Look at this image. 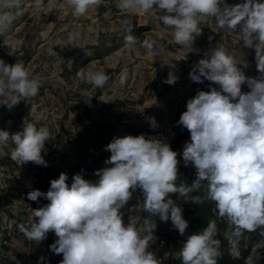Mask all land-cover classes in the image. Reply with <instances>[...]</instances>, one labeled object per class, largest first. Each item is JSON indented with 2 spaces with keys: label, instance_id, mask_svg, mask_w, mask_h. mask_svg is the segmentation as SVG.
Segmentation results:
<instances>
[{
  "label": "clouds",
  "instance_id": "9594fccd",
  "mask_svg": "<svg viewBox=\"0 0 264 264\" xmlns=\"http://www.w3.org/2000/svg\"><path fill=\"white\" fill-rule=\"evenodd\" d=\"M65 2L73 17L79 18L103 0ZM115 7L129 14L156 13L159 24L171 33L172 42L184 50L185 58L199 52L193 44L202 33L200 24L214 18L218 29L238 32L243 46L255 50L259 75L246 76L235 56L219 43L192 66V82L210 83L208 91L197 89L187 100L186 110L176 122L190 133L182 151L184 166L195 169L190 185L176 183L178 153L166 139L144 134L114 137L103 149L110 153L105 165L111 166L94 173L99 177L96 182L77 173L69 186L68 176L62 172L50 181L46 192L30 190L28 200L39 203L43 198L48 203L32 208L35 219L27 226L20 225V230L37 243L54 232L57 239L49 250L62 255L59 264H160L149 251L157 228L153 218L170 220L181 236L189 227L182 207L172 198L176 195L184 202H213L216 214L234 225L237 234L259 229L264 236V0H244L236 5L225 0H118ZM20 15L22 0H0V36ZM121 26L125 44H135L131 19H124ZM73 39L70 33L65 46ZM143 46L150 55H159L155 40L145 39ZM162 63L170 69L176 67L171 60L163 59ZM77 76L96 88H103L109 80L103 71L87 67ZM177 79L170 70L164 82L174 85ZM40 85V77L22 62L7 64L0 59V106L11 109L36 96ZM243 85L249 91L243 92ZM50 139L47 126L25 121L20 132L10 134L0 129V152L11 142L14 147L9 156L17 165L31 162L48 167L42 151ZM137 189L143 201L129 209L135 215L125 224L121 209ZM215 234V221H209L201 231L189 235L179 253L182 264H217L221 253Z\"/></svg>",
  "mask_w": 264,
  "mask_h": 264
},
{
  "label": "rangeland",
  "instance_id": "374dc122",
  "mask_svg": "<svg viewBox=\"0 0 264 264\" xmlns=\"http://www.w3.org/2000/svg\"><path fill=\"white\" fill-rule=\"evenodd\" d=\"M117 2L103 0L97 8H91L84 16L76 18L65 0H22V15L0 36V59L7 64L22 62L40 79L53 77L59 81L43 82L36 96L21 100L22 111L49 125L52 132L57 131L60 123L71 130L85 127L88 123L90 125V121L83 116V109L87 107L94 117L93 125L89 127L93 135H98L104 127L115 126L119 129L130 123L132 130H121L125 136H158L172 146L184 134L174 148L179 163H183V146L190 140V133L176 122L186 110L187 100L195 95L197 89L209 90V81L194 83L189 78V72L197 63L200 53H189L185 58L184 50L172 42L171 33L163 28L162 22L159 24L156 13H124L115 7ZM124 19H131L134 28L141 26L146 30L141 33L132 30L137 38L135 44H124L105 56L90 59L89 46L126 34L121 26ZM213 22L208 19L201 24ZM70 33L74 39L70 46H65ZM222 35L225 48L229 47L228 52L235 56L238 67L245 75L258 76L255 50L243 46L238 32L224 30ZM145 39L157 42L160 46L158 56L149 54L143 46ZM201 43L204 41L200 35L195 38L194 49ZM201 57L204 55L201 54ZM163 59L173 61L175 69L163 65ZM86 67L108 75L109 80L103 88L81 82L77 72ZM170 70L178 77L174 85L164 82ZM97 90L100 92L95 94ZM76 118L79 122L75 121ZM25 121L24 116L20 120L10 118L2 130L10 134L19 132ZM135 129L142 133H135ZM148 129L153 130L154 134L145 132ZM109 133L104 132L102 139H107ZM100 141L94 138L91 143L96 146ZM13 147L9 142L7 153L0 152V259L5 264H34L37 249L42 243L34 241L33 248L24 247L25 239L18 238L11 230L9 214L18 215L23 209V195L31 190L35 171L31 170L33 163L19 166L10 158ZM129 209L126 211L127 218L133 215ZM26 210L25 226L35 219L32 209ZM255 234L264 239L259 229L254 232L241 231L239 249L246 256L251 252ZM263 250L264 247L260 250V256Z\"/></svg>",
  "mask_w": 264,
  "mask_h": 264
},
{
  "label": "trees",
  "instance_id": "16d2710c",
  "mask_svg": "<svg viewBox=\"0 0 264 264\" xmlns=\"http://www.w3.org/2000/svg\"><path fill=\"white\" fill-rule=\"evenodd\" d=\"M227 4L231 5L230 0H227ZM133 30L137 33H141L145 31L146 28L137 26L135 28L133 27ZM204 31L209 33L208 29H202V32ZM124 35L100 42L96 46H89L90 59L105 56L124 45ZM75 64L76 63H74L73 66L76 69ZM46 84L48 85L49 83ZM41 87L42 86H40V88ZM243 90V92L249 91L246 89ZM98 92L100 91L97 90L95 94H98ZM21 107V101L18 105L12 107L13 109H8L7 106H0V129H3V125L8 119L14 117L19 118L20 120L22 116H24L26 122L35 123L37 127L42 125L47 126L52 134V139L46 142L45 148L42 151V156L47 161L49 166L43 167L35 164L32 165L31 170L35 171V181L32 184L31 190L39 189L46 192L50 187V181L52 179H57L62 172L67 174L68 180L66 183H68L69 186L72 183L73 175L77 173H80L86 180L96 182L99 177L94 173L104 167L111 166L105 165V160L110 156V153L104 151L103 147L110 143L114 137H124L125 135L121 132V130L126 131L133 129V125L129 123L119 129L115 126L104 127L99 131L98 135H93L89 132V127L93 125L92 123L94 121V117L90 115V111L87 107H85L83 109V116L86 120L90 121V125L88 123L85 127L71 130L70 128L65 127L63 123H60L57 131L52 132L49 125H46L43 121L36 120L34 117L29 116L25 111H22ZM16 111L17 115H15ZM75 121L79 122V119L76 118ZM23 126L20 127L21 129L19 132L22 131ZM107 131L110 132L108 138L102 139L103 133ZM145 132L154 134V131L150 129ZM135 133L142 132L135 129ZM183 136L184 134L179 136L172 144L171 148L173 150L177 142ZM94 138L101 140L96 146L91 143ZM98 145L101 146V149H97ZM7 150V147L4 148L3 153H7ZM193 180V177L185 169L178 166L177 184L183 182L190 185ZM23 197V201L25 202L23 209L19 211L20 213L18 215L14 216L13 214H9V220L12 224L11 230L13 229V231H15V236L27 239L24 233L20 230V225H26V209L41 207L47 204L48 201L43 198H40L39 203L30 201L27 199V192L23 195ZM172 198L175 199L176 203L182 207L183 217L189 221V227L184 236H181L178 231L173 228L170 220L168 222H162L159 220V217L153 218L157 224V228L154 231L149 251H152L156 255L160 264H182V258L179 256V253L187 237L201 231L207 226L209 221H215L216 224V234L214 238L219 241L218 247L221 253L218 257L217 264H246L245 259L247 256L244 251H239L238 257L231 253V245L225 237L226 229L229 228L231 224L228 223L226 218L219 217L216 214L213 202L206 200L201 204H196L193 202H184L182 199H178L176 195H173ZM138 201H143V194L139 189H137V191L133 194L132 199L126 206H133L137 204ZM121 211L123 212V209H121ZM139 214L140 213H137V215ZM133 215H135V213H133ZM143 215L147 216L148 214L143 213ZM56 239L57 237L55 236V233L50 231L47 234L46 239L41 241L42 244L39 248L40 254L37 257L35 264H38V262L39 264H59L61 255H55L49 250V245H51ZM41 257H44L43 261H41ZM258 264H264V250L261 253Z\"/></svg>",
  "mask_w": 264,
  "mask_h": 264
},
{
  "label": "crops",
  "instance_id": "0c3cea01",
  "mask_svg": "<svg viewBox=\"0 0 264 264\" xmlns=\"http://www.w3.org/2000/svg\"><path fill=\"white\" fill-rule=\"evenodd\" d=\"M241 2H242V0H241ZM230 3L232 4V5H236V4H238L239 3V1H236V0H230ZM200 27L202 28V29H208L209 30V33H206L205 31L204 32H202L201 33V36L203 37V41H204V43H201V45H199L198 47H197V49L199 50V53H200V55H199V58L197 59V60H199V59H201L202 57H201V54L202 55H205V53L210 49V48H212V47H214L217 43H219V44H221V45H223L224 47H225V42L224 41H222V36H224V35H222V32L224 31V30H222V29H218L217 27H216V22L214 21L213 23H207V24H200ZM199 37V36H198ZM235 38H238V36H236ZM238 40V39H237ZM232 48H234V46L232 47ZM226 50L228 51L229 50V47L228 46H226ZM198 62V61H197ZM219 87V86H218ZM217 87V88H218ZM243 89H246V90H249L248 89V87H247V85H243L242 86V91H244ZM132 206H125L124 208H123V213H124V216H123V219H124V222H125V224H127V213H126V211L129 209V208H131ZM133 214V213H132ZM126 215V216H125ZM25 241L26 242H24V243H26L25 244V246L24 247H26V248H28V249H31V247L33 248V246H34V241H30V240H28V239H25ZM150 244H151V242H150ZM39 248H40V245H39V247H38V254H37V256L35 255V252H34V255H35V260L37 259V257L39 256V254H40V251H39ZM48 255V254H47ZM62 260V255H61V257H60V261ZM1 263H5V261L3 260H1ZM34 264H35V262H34Z\"/></svg>",
  "mask_w": 264,
  "mask_h": 264
},
{
  "label": "water",
  "instance_id": "95a60500",
  "mask_svg": "<svg viewBox=\"0 0 264 264\" xmlns=\"http://www.w3.org/2000/svg\"><path fill=\"white\" fill-rule=\"evenodd\" d=\"M40 80H41V83H43V82H49V81H53V82L59 83V81L57 79L53 78V77H49V78H45V79H40ZM178 166H181L191 176H194V178H195V171H194V169L192 168L191 165L185 167L183 163H179ZM225 237L228 239V242L231 245V248H232L230 250L231 253L234 254V256L238 257L239 256V251H240L239 250V244L237 242L231 241V239H232V237H234V239L238 240L241 237V233L240 234H237L235 226L234 225H230V227L226 229ZM252 238H253V243H254L259 238V236L257 234H255V236H253ZM248 242L249 241H248V235H247L246 236V243L248 244ZM260 252H259V254L256 255L255 258H251V256H252L251 255L252 254V251H251L250 254L245 259L246 264H258L259 263V260H260Z\"/></svg>",
  "mask_w": 264,
  "mask_h": 264
},
{
  "label": "bare ground",
  "instance_id": "6f19581e",
  "mask_svg": "<svg viewBox=\"0 0 264 264\" xmlns=\"http://www.w3.org/2000/svg\"><path fill=\"white\" fill-rule=\"evenodd\" d=\"M231 241H234V242H237L238 244H239V239L238 240H236V239H234V237H232V239H231ZM264 246V239H262V238H258L255 242H254V244L252 245V249H251V251H252V256H251V258H255L256 257V255L257 254H259V252H260V250H261V248Z\"/></svg>",
  "mask_w": 264,
  "mask_h": 264
},
{
  "label": "built area",
  "instance_id": "2783aa9c",
  "mask_svg": "<svg viewBox=\"0 0 264 264\" xmlns=\"http://www.w3.org/2000/svg\"><path fill=\"white\" fill-rule=\"evenodd\" d=\"M225 3H227V0H225ZM210 21H215L214 18H209ZM1 242V241H0Z\"/></svg>",
  "mask_w": 264,
  "mask_h": 264
}]
</instances>
